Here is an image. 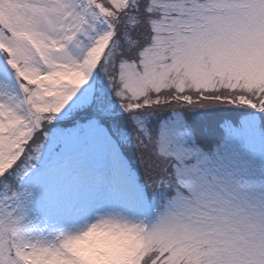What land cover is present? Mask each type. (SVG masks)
<instances>
[{
    "label": "snow or ice",
    "instance_id": "1",
    "mask_svg": "<svg viewBox=\"0 0 264 264\" xmlns=\"http://www.w3.org/2000/svg\"><path fill=\"white\" fill-rule=\"evenodd\" d=\"M264 264V0H0V264Z\"/></svg>",
    "mask_w": 264,
    "mask_h": 264
},
{
    "label": "rangeland",
    "instance_id": "2",
    "mask_svg": "<svg viewBox=\"0 0 264 264\" xmlns=\"http://www.w3.org/2000/svg\"><path fill=\"white\" fill-rule=\"evenodd\" d=\"M86 235L87 233L68 245V249L74 257L72 264H93V261H97L98 264H111L109 255L119 251L120 242L125 238L126 230L106 228L103 237L89 243L83 242ZM135 257L125 256L124 264H138Z\"/></svg>",
    "mask_w": 264,
    "mask_h": 264
},
{
    "label": "bare ground",
    "instance_id": "3",
    "mask_svg": "<svg viewBox=\"0 0 264 264\" xmlns=\"http://www.w3.org/2000/svg\"><path fill=\"white\" fill-rule=\"evenodd\" d=\"M126 236L122 242H120V249L118 252L109 255L111 264H124L125 256L131 258L135 257L140 250V246H143V241L139 235L132 229H125ZM71 244V242H70ZM93 264H98L97 261H93Z\"/></svg>",
    "mask_w": 264,
    "mask_h": 264
},
{
    "label": "clouds",
    "instance_id": "4",
    "mask_svg": "<svg viewBox=\"0 0 264 264\" xmlns=\"http://www.w3.org/2000/svg\"><path fill=\"white\" fill-rule=\"evenodd\" d=\"M105 227L93 228L91 231H87V235L84 237V243L95 242L105 234Z\"/></svg>",
    "mask_w": 264,
    "mask_h": 264
}]
</instances>
